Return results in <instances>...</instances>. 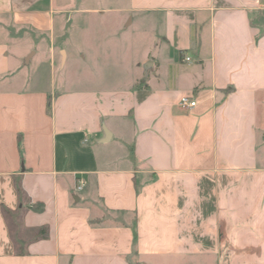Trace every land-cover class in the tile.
<instances>
[{"label":"crops","instance_id":"crops-1","mask_svg":"<svg viewBox=\"0 0 264 264\" xmlns=\"http://www.w3.org/2000/svg\"><path fill=\"white\" fill-rule=\"evenodd\" d=\"M116 1L0 0V264H264V0Z\"/></svg>","mask_w":264,"mask_h":264},{"label":"rangeland","instance_id":"rangeland-1","mask_svg":"<svg viewBox=\"0 0 264 264\" xmlns=\"http://www.w3.org/2000/svg\"><path fill=\"white\" fill-rule=\"evenodd\" d=\"M87 4L89 6H94V7H113L115 5H121L122 3H119L116 0H88ZM35 69H36L35 61L30 62V59L28 58L27 62L23 66V70H21L20 72L24 78L31 79L33 77V75L36 74ZM73 69H76V68L73 67ZM73 69L71 70L70 67H67L64 71L68 72V74L72 75L74 72H76ZM40 71L42 72V76H43V80H42L43 85L47 81L49 82L51 80V77L52 78L54 77V70H52V68L49 65H43L42 68L40 69ZM56 72H57L56 78L59 81V77L62 76V75H60L59 67L56 68ZM77 72H79V71H77ZM75 81H74V83H77Z\"/></svg>","mask_w":264,"mask_h":264},{"label":"built area","instance_id":"built-area-1","mask_svg":"<svg viewBox=\"0 0 264 264\" xmlns=\"http://www.w3.org/2000/svg\"><path fill=\"white\" fill-rule=\"evenodd\" d=\"M190 59H191L190 57H186V60H190ZM196 104H197V100L192 98L191 96L185 95L180 99V105L186 108H193L196 106ZM79 188H82V185H80Z\"/></svg>","mask_w":264,"mask_h":264},{"label":"trees","instance_id":"trees-1","mask_svg":"<svg viewBox=\"0 0 264 264\" xmlns=\"http://www.w3.org/2000/svg\"><path fill=\"white\" fill-rule=\"evenodd\" d=\"M36 209L38 208V209H42L43 208V206H36L35 207ZM133 232H134V244H136V241H137V238H138V233H137V229H136V225L134 224V226H133Z\"/></svg>","mask_w":264,"mask_h":264},{"label":"water","instance_id":"water-1","mask_svg":"<svg viewBox=\"0 0 264 264\" xmlns=\"http://www.w3.org/2000/svg\"><path fill=\"white\" fill-rule=\"evenodd\" d=\"M106 134H108V133L106 132Z\"/></svg>","mask_w":264,"mask_h":264}]
</instances>
